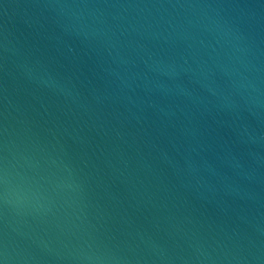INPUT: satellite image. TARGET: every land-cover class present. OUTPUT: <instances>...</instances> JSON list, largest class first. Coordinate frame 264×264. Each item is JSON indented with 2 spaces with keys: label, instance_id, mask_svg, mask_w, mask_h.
I'll use <instances>...</instances> for the list:
<instances>
[{
  "label": "water",
  "instance_id": "1",
  "mask_svg": "<svg viewBox=\"0 0 264 264\" xmlns=\"http://www.w3.org/2000/svg\"><path fill=\"white\" fill-rule=\"evenodd\" d=\"M0 264H264V0H0Z\"/></svg>",
  "mask_w": 264,
  "mask_h": 264
}]
</instances>
